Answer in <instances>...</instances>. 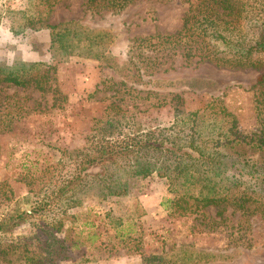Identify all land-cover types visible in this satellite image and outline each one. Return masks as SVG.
<instances>
[{
    "label": "rangeland",
    "instance_id": "374dc122",
    "mask_svg": "<svg viewBox=\"0 0 264 264\" xmlns=\"http://www.w3.org/2000/svg\"><path fill=\"white\" fill-rule=\"evenodd\" d=\"M37 5L38 0H0V65L41 63L54 69L44 91L0 85V183L11 192L8 199L0 192V217L29 210L70 173L68 154L99 140L160 129L182 142L192 127L214 150L225 136L234 140L254 130L249 88L258 71L185 63L177 55L156 65L146 59L158 54L131 48L135 40L178 31L186 9L181 0H134L118 12L87 8L85 0H59L46 24L73 21L109 31L111 41L98 61L52 60L44 29L12 34L11 28L19 30L17 13L29 14ZM218 150L232 159L264 163V153L233 141ZM171 190L163 177L152 174L129 181L121 196L100 200L95 191L84 193L80 206L66 210L58 234L70 260L45 264H146L143 256L149 255L173 264H264L259 214L225 207L217 217L215 208L207 207L176 216L167 202ZM30 229L23 223L6 238H25ZM6 258L0 264H24L15 256ZM40 258L44 264V255Z\"/></svg>",
    "mask_w": 264,
    "mask_h": 264
},
{
    "label": "trees",
    "instance_id": "16d2710c",
    "mask_svg": "<svg viewBox=\"0 0 264 264\" xmlns=\"http://www.w3.org/2000/svg\"><path fill=\"white\" fill-rule=\"evenodd\" d=\"M58 1L38 0L29 14L26 10L18 12L19 30L11 28L10 32L46 30V51L52 60L70 56L103 59L111 41L109 31L91 30L73 21L46 24L45 19ZM132 1L85 0V6L118 12ZM181 1L186 9L178 31L135 40L131 48L146 47L158 54L146 59L156 65L177 55L185 63L194 60L215 67L258 71L249 88L254 130L234 140L225 136L223 142L213 146L214 150L206 148L191 127L189 134L183 133L182 142L176 134L165 137L157 129L110 142L99 140L86 149L69 153L71 171L64 179L54 183L29 210L8 212L0 217V262L15 256L24 264H40L42 254L44 264L57 259L70 260V249L64 238L58 237L66 210L80 206L82 195L90 190L98 193L100 200L121 196L127 193L129 181L152 174L163 177L172 187L174 195L167 202L176 216L213 207L215 216L221 217L225 207H230L243 214L255 212L264 220V163L256 165L248 160L232 159L218 150L233 141L235 145L264 153V0ZM53 70L52 66L41 63L0 65V85L44 91L42 85ZM98 168L100 172H94ZM0 192L4 199L10 198L11 192L3 183ZM23 223L31 226L29 236L19 240L6 238ZM143 262L173 264L155 255L143 256Z\"/></svg>",
    "mask_w": 264,
    "mask_h": 264
},
{
    "label": "clouds",
    "instance_id": "9594fccd",
    "mask_svg": "<svg viewBox=\"0 0 264 264\" xmlns=\"http://www.w3.org/2000/svg\"><path fill=\"white\" fill-rule=\"evenodd\" d=\"M0 31H2V29H0Z\"/></svg>",
    "mask_w": 264,
    "mask_h": 264
}]
</instances>
